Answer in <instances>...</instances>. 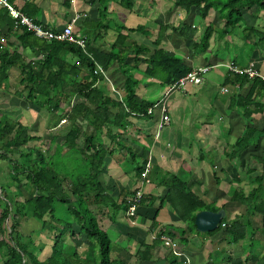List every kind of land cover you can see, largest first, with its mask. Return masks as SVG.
<instances>
[{"label":"crops","instance_id":"1","mask_svg":"<svg viewBox=\"0 0 264 264\" xmlns=\"http://www.w3.org/2000/svg\"><path fill=\"white\" fill-rule=\"evenodd\" d=\"M7 1L19 11L25 9L31 14L32 19L51 30L62 29L77 13L86 14V18L74 22V32L91 40L95 48L107 50L115 38L114 31L112 42L108 44V40L106 43L108 32L102 33L98 30L99 23H96L98 19L94 14L93 22L90 23V9L95 10L98 18L100 17L99 3L90 5L88 3L90 0ZM65 1L69 3L66 5ZM175 1L137 0L131 12L122 9L118 1H113L108 2V9L113 14L114 12L120 14L122 21L126 19L123 24L125 27L127 23H134L136 18L142 23L138 26H143L155 34L158 24L177 27L181 19L186 18V14L174 6ZM195 15L193 27L197 30L195 39H198L207 23ZM213 16L211 13L207 21H212ZM216 20L215 23L218 25L219 20ZM245 20L247 25H255L264 33L263 11L259 12L257 17L247 15ZM10 22L9 18L8 23ZM8 23L0 19L1 50L10 56L20 55L22 62L15 65L13 63L7 70V81L0 90V121H17L28 128L33 139L27 145L30 151L27 153L30 156V153L39 150L44 157V164L52 168L54 174L63 179H68L69 176L75 178L86 176L90 169L87 168V160L81 150L84 138L82 136L78 138L75 146L69 145L66 140L69 122L60 116V113L67 112L82 101L77 97L68 96L67 83L55 86L64 90V95L67 96V99L63 98L64 101L60 102L59 114L37 110L17 96L25 86L20 65L27 64L29 69L37 71L43 60L40 49L44 41L33 36L23 43L19 39L20 30ZM241 29L233 32L227 30L225 36L215 33L210 40L208 51L202 55L190 51L185 47L183 40L167 32L169 38L162 44L166 51L181 58L191 68L204 67L208 62H215V66H212L200 85H186L181 91L171 92L159 82L143 76L145 66H138L133 72L134 78L139 81L136 95L153 105L158 104V107L148 119L129 118V124L123 130L110 128L111 131L108 132V128H102L101 132L96 133V144L107 150L104 166L97 181L109 199L89 209L96 218L99 228L110 239L111 260L123 264H217L215 257L220 253L222 254L220 264H255L260 255L264 254V246H259V243L264 244V232L262 236H254L256 243L252 250L246 249L241 240L232 247L231 243L225 242L219 234L206 236L196 228L194 231H188L189 226L186 222H183L174 208L164 201L167 188L171 185L170 182V186L165 185L163 176L175 175L185 183L188 190L207 204L212 203L219 208L222 218L228 219L226 223L247 220L252 230L263 231L261 224L259 225L260 215L249 216L243 205L231 200V190L241 189L246 194L254 187L250 178L253 175L246 173L248 169L255 174L262 172V164L252 161L251 157H264V138L258 144H252L241 159L229 161L225 154L244 129V121L240 116L242 110L228 108V98L235 89L222 85L227 72L231 73L227 66L232 65L239 69L250 67L264 78V51L253 46V38L250 43L245 44L240 37ZM130 35L132 40L149 47L151 41L155 39V35L149 40L139 34ZM244 47L248 48L247 58L244 56ZM257 58L262 60L257 61ZM65 59L69 62L75 61L70 55H66ZM111 86L118 92L113 93ZM97 88L110 99L122 101L123 94L113 83L100 82ZM224 88L228 89L227 93L222 91ZM247 90L248 85L240 93L245 94ZM261 100L264 104V95ZM162 114L167 115L170 122L159 131L158 125ZM253 118L258 130L256 135H259L264 126V113L253 115ZM80 119L77 118L79 124L83 126L82 131H85L87 123L81 122ZM90 133L91 131L87 132L88 135ZM32 165V159L21 153H13L7 159L0 156V199L3 201L5 197L11 207L16 205L19 208L30 196L36 195L27 178ZM147 167L149 172L141 179L137 169L142 173ZM136 190L143 193V203L137 208L135 216L129 218L125 210L115 208L122 201H126L127 204L131 193ZM91 192L89 195L93 194ZM28 207L29 212L25 214L27 216H21L24 215V211H21L17 218V231L34 242L35 251L41 250L37 255L42 261L50 256L54 235L59 232L63 223L62 221L57 223L47 215L44 218L45 227L41 229V222L32 217L30 206ZM162 234L177 242L179 256L163 248L160 242ZM76 237L79 241L76 247L85 251L86 240L83 236ZM141 255L146 259L142 260ZM41 256L44 258L41 259Z\"/></svg>","mask_w":264,"mask_h":264},{"label":"trees","instance_id":"2","mask_svg":"<svg viewBox=\"0 0 264 264\" xmlns=\"http://www.w3.org/2000/svg\"><path fill=\"white\" fill-rule=\"evenodd\" d=\"M102 1L105 3L118 1L119 6L128 12L133 11L137 2V0H90L88 3L93 5V3L100 4ZM68 3L65 1L66 5ZM174 6L186 14L184 21L177 27L158 24L154 34L143 26L127 28L117 24L115 38L107 50L95 48L91 40L86 39L84 35L74 33L77 39L85 42V50L68 43L43 42L40 49L43 60L38 65L37 71L29 69L27 64L20 65V73L25 86L17 93V96L37 110L59 114L61 100L67 99L64 90L55 88L59 84L67 83L68 96L77 97L82 101L67 112L60 113V116L69 122L66 135L69 145L75 146L78 138L81 136L84 138L81 150L84 152L83 156L87 160V168L90 172L79 178L75 176H69L68 179L61 178L58 174H54L53 169L44 165V157L39 150L30 153V156L27 153L30 152L27 145L33 139L29 135L28 128L17 121H0V156L7 159L13 153H21L32 159L33 165L28 170L27 178L32 185L33 193L36 194L30 196L19 208L16 205L11 207L12 205L5 197L3 201L0 199V264H123L111 260L110 239L99 228L89 207L101 205L102 201L109 199L97 181L104 166L107 150L102 145L96 144V133L101 132L102 128H108V132L111 131L110 128L123 130L129 124L128 119L131 117L150 118L147 110L152 107L153 103L136 95L139 81L134 78L133 72L138 66L144 65L143 76L159 82L167 90L192 70L191 66L185 64L181 58L162 47L164 41L169 38L167 32L183 40L185 47L190 51L193 50L194 53L202 55L208 51L210 40L215 33L225 36L227 30L233 32L242 28L240 37L243 42L250 43L253 38V46L264 51V33L255 25H247L245 20L247 15L257 17L259 12H264V0H176ZM106 11V7L98 9L100 18ZM21 12L31 18V14L25 9ZM211 13L214 14L215 19L219 20L218 25L207 21ZM195 14L201 21L207 23L198 39H195L197 30L193 27ZM9 18L7 11L0 7V19L8 23ZM98 20V30L106 28V26L102 27L100 19ZM9 25H13L12 20ZM20 33L19 39L23 43L33 37L25 29H21ZM131 33L139 34L147 40L155 35V39L151 41L149 47L132 40ZM1 47L0 44V90L7 81V70L13 63L15 65L17 62H22L20 55L10 56L6 51L1 50ZM66 55H70L75 61H67ZM214 63L208 62L206 66H215ZM96 65L105 74L109 73L111 78L112 74L114 76L115 73H119L120 81L109 80L121 90L123 94L121 102L110 99L97 88V84L104 82V78L100 73L96 75L93 73ZM222 85L235 89L228 98V108L229 110L241 109L240 116L244 121L241 135L225 153L226 158L233 161L241 159L252 144L256 145L264 138V126L260 130L261 133L256 135L258 130L253 118V115L264 113V104L261 100L264 95V80L250 79L245 74L227 72ZM247 85V92L240 93ZM77 118L87 123L85 124L86 132L82 131L83 126L79 124ZM88 131H91L89 135ZM251 160L262 164V172L255 174L254 171L248 169L246 174L253 175L250 178L254 187L246 194L241 189L233 188L231 200L243 205L249 216L260 215L264 232V157L252 156ZM139 170L137 169V173L141 174ZM163 177L165 185H169V182L171 185L167 188L164 201L174 208L183 222H186L189 226L188 231H194L196 228L194 225L196 213L220 211L212 203L207 204L202 198L188 190L185 183L177 176ZM89 192L93 194L89 195ZM65 204L67 206H64ZM28 206H30L32 217L41 222V229L45 227L44 218L47 215L55 222L62 221L63 223L59 232L54 235L50 256L42 261L37 255L41 250H29L33 242L26 241L25 237L17 231V218L21 211H24V215L21 216H27L25 214L29 212ZM115 209L126 210V201L119 203ZM63 212H67L72 218L69 220L64 218ZM7 220L10 223L9 228L6 226ZM222 223L225 224L224 228H221ZM250 225L247 220L226 223V220L222 218L218 228L205 235L211 236L223 229L222 238L226 239L231 236V241L236 243L244 240L246 228ZM67 234L69 237L83 236L87 242L86 250L82 251L75 247L70 253H66L62 248V242ZM140 257L143 260L144 257L142 255ZM262 263L264 261L259 259L255 264Z\"/></svg>","mask_w":264,"mask_h":264},{"label":"built area","instance_id":"3","mask_svg":"<svg viewBox=\"0 0 264 264\" xmlns=\"http://www.w3.org/2000/svg\"><path fill=\"white\" fill-rule=\"evenodd\" d=\"M0 7L4 8L7 11L9 17L13 21V26L15 29L17 30L25 29L30 34H32L36 39H39L44 42L68 43L71 45H76L81 49L85 50V46H86L85 42L83 40L77 39L74 35L75 32L73 31V24L75 21L86 18L87 17L86 14L77 13L75 14L73 20L67 25H65L62 29L51 30L46 28L42 24L36 22L34 19L23 14L21 11H19L13 5H11L7 0H0ZM227 68L231 73L234 74H238V75L245 74L250 79L260 78L261 80H264V78L261 75H259L250 67L245 69H239L231 65V66H227ZM211 69L212 67L210 66L192 68V70L189 73H187L183 78L179 79L171 87H169L167 91L168 92L181 91L182 89H184L186 85L198 86L203 82L205 75ZM93 73L95 75L100 73L103 76L104 80L110 82L107 77V74H105L98 65H96V69L93 71ZM111 90L113 93L118 92V90H116L112 86H111ZM222 91L224 93H227L228 89L224 88L222 89ZM157 107L158 104L152 105V107L147 110V115H151ZM162 111L164 112V110ZM162 116L163 117L158 125L159 131L162 130L170 122V118L167 115L162 114ZM148 172H149V168L147 167L140 174V178L144 179L147 176ZM143 198L144 197L141 190H136L133 193V195L127 201V209L125 210V214L127 217L132 218L135 216L137 208L141 205ZM6 226L7 228H9V220H7ZM224 227L225 224L222 223L221 228ZM160 242L163 248L173 251L178 256L180 255L178 251V244L173 239H171V237L162 234L160 236Z\"/></svg>","mask_w":264,"mask_h":264},{"label":"rangeland","instance_id":"4","mask_svg":"<svg viewBox=\"0 0 264 264\" xmlns=\"http://www.w3.org/2000/svg\"><path fill=\"white\" fill-rule=\"evenodd\" d=\"M98 6V5H97ZM103 7H106L107 8V11H106V13L104 14V13H101V14H104V15H102V17L100 18H98V15L96 14V12H95V10L93 11L92 9H90V11H89V14L91 15V19H90V23H92L93 22V17H92V15L94 14V16L97 18V19H100V24L102 25V27H105L106 26V28H104V29H100V31L102 32V33H104V32H108V38H106V43L108 42V40H109V42H108V44L110 43V42H112L111 40L113 39V32L115 31V29H116V26H117V24H121V25H123L125 22H126V19L125 20H123L122 21V16L120 15V14H117V13H115L114 12V14H113V12L112 11H110V9H108V3H105V2H100V4H99V9H101V8H103ZM182 11V10H181ZM128 12V11H127ZM195 13L197 12L196 10L194 11ZM167 13V12H166ZM165 13V14H166ZM96 14V15H95ZM168 18H170V16H167ZM95 18V19H96ZM109 18H110V20H109ZM194 21H195V18L193 19ZM215 16H213V18H212V23H215ZM135 22L134 23H127V27L129 26V27H136V26H138V25H141L142 23H141V20L140 19H136L135 18V20H134ZM184 21V19H181V21H180V23L181 22H183ZM217 21V20H216ZM97 22H98V20H97ZM96 22V23H97ZM179 23V24H180ZM128 27V28H129ZM73 31H74V28H73ZM244 52H245V54H244V56H246V58H247V55H248V48H246V47H244V50H243ZM257 61H261L262 59H256ZM107 77H108V79H114L115 81H120L121 80V77H120V75H119V73L117 72V74L115 73L114 74V76H113V74H112V78H111V76L109 75V73L107 74ZM109 80V81H110ZM157 82V81H156ZM104 83H108V81H106V80H104ZM143 84V83H142ZM45 165V164H44ZM74 168V171H75V167H73ZM52 169V168H51ZM54 171V170H53ZM232 191V190H231ZM64 206H67L66 204L64 205ZM64 209V208H63ZM60 213H61V211H60ZM62 215H63V217L64 218H66V219H71L72 217L67 213V212H63L62 213ZM225 220H228L226 217H225ZM260 221H261V216H260V218H259V225L261 224L260 223ZM10 224V223H9ZM222 230L223 229H221L219 232H217V233H215V234H213V235H217V234H219L221 237H222ZM204 234H207V233H204ZM254 234V235H253ZM262 236L263 235V231L262 230H260L259 232H255L254 230H252L251 229V227H247L246 228V232H245V236H244V240H241V241H243L244 242V244H245V246H246V249H248V248H250V249H248V250H252V248H254V246H255V240H254V236ZM78 237H64L63 238V242H62V244H63V246H62V248L64 249V251L66 252H71L77 245L76 244H78V240H76ZM25 239H26V241H28L29 243L30 242H33L32 240H30L29 238H26L25 237ZM225 242H227V243H231V245H232V247L237 243H234V242H232L231 241V236H228V238H226L225 239ZM249 244H251L250 245V247H249ZM32 245V247L31 248H29V250H31V251H35V244H34V242H33V244H31ZM259 246H261V247H263L264 246V244L263 243H259ZM236 247V246H235ZM228 248V247H227ZM227 248H226V250H227ZM245 249V250H246ZM226 251L224 250V253H225ZM256 252H257V250L254 252L255 254H256ZM44 257H42L41 256V259H43ZM221 258H222V254H220V253H217V256L215 257V260L216 261H218L217 262V264H220V260H221ZM260 260L262 259L263 261H264V254H262V255H260ZM231 264V263H230ZM234 264V263H233ZM262 264H264V263H262Z\"/></svg>","mask_w":264,"mask_h":264},{"label":"water","instance_id":"5","mask_svg":"<svg viewBox=\"0 0 264 264\" xmlns=\"http://www.w3.org/2000/svg\"><path fill=\"white\" fill-rule=\"evenodd\" d=\"M221 212L200 211L196 213L194 225L200 233H210L215 231L222 219Z\"/></svg>","mask_w":264,"mask_h":264}]
</instances>
